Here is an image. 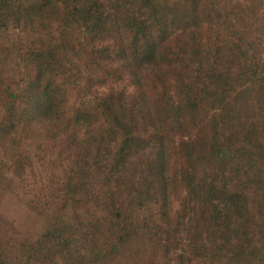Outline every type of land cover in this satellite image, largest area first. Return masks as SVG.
<instances>
[{
	"label": "trees",
	"instance_id": "16d2710c",
	"mask_svg": "<svg viewBox=\"0 0 264 264\" xmlns=\"http://www.w3.org/2000/svg\"><path fill=\"white\" fill-rule=\"evenodd\" d=\"M226 1L0 0V22L10 17L17 23L20 17L30 19L39 12L60 15L61 20L64 16L79 23L91 43L107 42L115 32H125L117 51L118 58L125 59L123 68L142 89L145 77L140 76V69L156 67L150 81L158 82L161 91H153L148 99L152 105L141 90L137 95L109 91L95 100L94 110L101 117L94 123L95 112L69 115L64 111V90L53 77L56 72L65 73L61 45L19 47L18 53L34 65L35 76L24 92L9 89L2 96L0 141L11 137L14 142L18 133L36 130L35 121L44 122L50 130H38L61 137L63 148L80 150L76 155L79 168L85 169L90 161L91 171L100 172L101 196L95 207L101 208L104 219L91 222V231L82 229L88 235H83L85 239L97 240L87 255L68 238L64 227H72L70 223L57 228L49 223L25 244L9 250L0 245V264H111L133 240L127 204L156 199L164 236L160 248L165 253L184 248L204 264H264V218L257 222L251 210L255 208L253 194L264 181V61L244 43L252 33L244 19L253 18L254 7L234 13L221 5ZM108 52L106 46L98 51L101 56ZM189 70L194 76H189ZM69 78L79 93L74 76ZM170 80L175 89L167 96L164 90L170 91ZM253 102L257 110L247 120L243 113L252 111ZM141 110L158 114L160 126L153 123L155 135L144 136L139 130ZM184 113L188 119L181 126ZM176 127L182 133L190 134L191 128L194 132L192 136L179 134L177 150H172L179 162L173 183L186 194L173 213L168 196L170 157L163 141L166 132ZM88 129L97 134L90 138L93 142L79 137L80 130L87 135ZM151 140L156 152L143 160L138 155ZM136 173L141 174V182H135ZM86 174L84 182L82 171L77 179L63 184L72 202L82 198L78 196L88 185L92 188L90 174Z\"/></svg>",
	"mask_w": 264,
	"mask_h": 264
},
{
	"label": "rangeland",
	"instance_id": "374dc122",
	"mask_svg": "<svg viewBox=\"0 0 264 264\" xmlns=\"http://www.w3.org/2000/svg\"><path fill=\"white\" fill-rule=\"evenodd\" d=\"M262 2V0L221 2L222 6L223 4L228 5L230 7L228 11L234 13L239 9L246 11V9L254 7L256 13L253 18L251 15H247L244 19V24L252 27L251 35L244 39V43L261 62L264 61V5ZM39 13L33 14L30 19L20 17L17 23L10 17L6 18L5 22H0V104L2 96L6 97V91L11 89L10 92H24L29 80L34 78V65L28 61L25 55L18 53L19 47L26 48L32 44L61 45L62 47L65 73L62 72L60 75L56 72L53 77L56 84L64 90L67 101L64 108L66 114L74 115L78 111H92L95 112V123L101 117L100 113L94 110L95 100L109 91H125L128 94L137 95L141 90L147 100L152 97L154 92H161L158 82L154 81V85L153 81H150L156 67L140 69V76L145 77V80L141 79L142 89L135 86L130 71L123 68L125 59L118 58L117 51L121 49L119 46H122L120 38L126 39L125 32H121L122 36H120L114 29L115 34L107 39V42L91 43L79 23L66 20L64 16L61 20L60 15H39ZM105 46L108 47V56H101L98 51ZM188 74L190 77L194 76L190 70ZM69 75L74 76L80 87V92L77 94L74 92ZM167 82L170 83V85L167 84V87L171 86L172 81ZM172 86L169 87L170 91L164 90L167 96L173 95L175 88ZM148 104L152 105L153 102L148 100ZM249 108L252 109L251 112L243 113V118L247 120L255 115L253 109L257 110L256 103L253 102ZM211 113L212 111L207 115V119L211 117ZM151 114H145L142 110L140 113L142 125L140 124L139 130L146 133L145 135L143 133L144 136L156 134L153 131L155 129L153 123L156 127L158 126L156 118L158 114L153 113L152 116ZM1 116L2 108L0 106V118ZM152 117L156 118L155 122ZM199 117L201 114L197 116V118ZM186 119L188 116L184 113L179 119L181 126L186 124ZM43 123L35 121L33 124L37 127L36 130L32 132L24 130L18 133L14 142L11 137L2 138L0 141V245L9 250L29 242L49 223H53L55 228L70 223L72 227L65 226L64 228L68 238L70 241L72 240L74 248L84 253L93 252L94 249L90 244H96L97 240L94 242L85 239L83 235L87 234L82 229L85 232L91 231V222L104 219L101 208L95 207L96 201L99 199L97 197L101 196L102 176L100 172L91 171L93 167H91L90 161H88L90 165L85 169L79 168L76 164L79 157L76 159V155L80 150L77 149L74 152L63 148L60 145L62 138L57 135L45 134L44 132L50 128ZM39 128L44 132L38 130ZM88 131L89 133L85 135V130H80L79 137L93 142L90 138L96 137L97 134L94 129H88ZM159 131H163V129H159ZM182 131L178 127L167 131L163 141L164 148L170 157L168 196L173 213L179 209L186 194L181 187L174 186L173 183L179 162L172 156V150H177L182 138L179 137V134L192 136L194 132L192 128L189 130L190 134L182 133ZM183 138L186 140V137ZM154 144L155 141L151 140L147 150L138 156L143 155L141 156L143 160L153 156L156 147L151 148V146H155ZM91 146L93 149L97 147L96 145ZM101 147H105L104 144ZM111 148L112 144L109 149ZM82 171L83 178L85 171L88 173L86 175L90 174L92 188L88 185L87 191L78 196L82 198L72 202L69 197H73L67 194L63 184L68 179L71 182L73 178L77 179L78 173ZM262 179L264 180V174ZM84 180L85 178L82 182ZM135 182H141L140 173H136ZM132 197L131 199H133ZM253 197H255V208L251 210L256 221L259 222L264 218V181L261 182L260 191L253 194ZM157 200H154L153 203L146 201L139 204L134 201L132 205L127 204L125 213L129 214L132 219L130 227L134 231L133 240L111 264H204L201 259L189 254L184 248L181 251L173 249L167 253L160 248L164 236L161 231L160 201L157 202ZM171 218L174 222V214ZM76 219L81 223L74 226L77 223ZM74 233L78 236H75ZM76 237L79 238L76 239ZM98 242L101 243L100 240ZM53 260L55 261V259Z\"/></svg>",
	"mask_w": 264,
	"mask_h": 264
}]
</instances>
